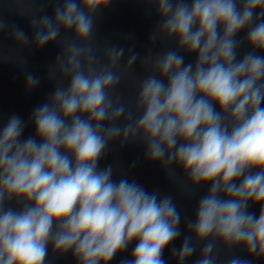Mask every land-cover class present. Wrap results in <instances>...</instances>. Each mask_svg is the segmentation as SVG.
Wrapping results in <instances>:
<instances>
[{
  "label": "clouds",
  "instance_id": "obj_1",
  "mask_svg": "<svg viewBox=\"0 0 264 264\" xmlns=\"http://www.w3.org/2000/svg\"><path fill=\"white\" fill-rule=\"evenodd\" d=\"M38 2L15 0L31 37L0 17L19 50L61 49L45 102L0 127V264H112L130 246L119 264H168L169 248L177 264L197 252L193 264L264 261V0H141L159 16L143 55L131 34L127 49L98 37L112 0H47L52 15ZM0 61L24 71L26 90L40 85L2 42ZM117 145L143 146L189 199L208 186L194 218L130 180L136 160L100 167Z\"/></svg>",
  "mask_w": 264,
  "mask_h": 264
},
{
  "label": "water",
  "instance_id": "obj_2",
  "mask_svg": "<svg viewBox=\"0 0 264 264\" xmlns=\"http://www.w3.org/2000/svg\"><path fill=\"white\" fill-rule=\"evenodd\" d=\"M36 6H44L49 15L53 14L54 5L47 3V0H39ZM147 7L141 0H112V3L107 8H104L96 18L98 37L101 40L106 37L111 38L112 42L122 45L127 49L131 46L133 40H125L122 37L131 34L136 43V51H139L142 55L145 54L147 51L148 35L154 24L159 20L155 9L152 10L151 16L146 15ZM0 17L8 23L22 28L30 37L32 36L33 30L30 26V18L20 14V9L15 0H0ZM0 42H2L5 52L8 49H17L21 55L25 56L28 61V71L39 76L41 79V83L37 88L30 91L26 90L24 71L16 63L0 61V118H2L0 119V127H2L6 123L8 116L13 113L20 115L27 121L32 110L37 105L45 102L48 93L54 88V85L46 78L47 66L54 61L61 49L57 44L53 43L42 49L29 47L19 50L18 46L7 33L0 34ZM157 50H159V46H157ZM183 54L185 55V63L189 61L194 62V55ZM136 68L139 71L138 64ZM34 131L33 125L29 123L25 128L22 138L34 135ZM143 152V146L140 145H127L123 149H120L119 145H117V151L109 153L101 161L100 167L113 163L114 166L119 165L127 170L132 161L136 160L137 165L131 170L128 178L130 180L136 179L137 182L143 184L149 191L158 188L163 194L174 195L178 205L183 208L182 216L187 215L194 218L197 200L199 196L206 194L208 186H202L198 190L197 197L192 199L187 198L168 179L158 164H153L144 159ZM179 172L180 170H178ZM114 178L118 179L119 177ZM250 210L256 212L258 215L259 206H253ZM181 228L182 235L174 242L176 247L180 246L183 236L187 234L183 230V224ZM131 250L132 246L129 247L127 252L118 254L115 260L112 261V264H119L120 259L124 257L130 258ZM49 251L51 257V249ZM237 254L246 255V253L238 251ZM197 256L198 252L186 264H193ZM221 257L225 258L223 253H221ZM164 258L168 261V264H177V261L171 257L170 248L165 250ZM55 264H75V262L69 254L62 259H58ZM254 264H264V261H255Z\"/></svg>",
  "mask_w": 264,
  "mask_h": 264
}]
</instances>
